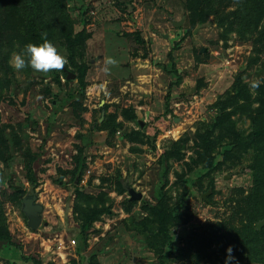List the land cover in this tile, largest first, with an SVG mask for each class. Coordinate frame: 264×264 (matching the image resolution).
<instances>
[{
	"label": "rangeland",
	"instance_id": "rangeland-1",
	"mask_svg": "<svg viewBox=\"0 0 264 264\" xmlns=\"http://www.w3.org/2000/svg\"><path fill=\"white\" fill-rule=\"evenodd\" d=\"M33 3L0 0V264H264V0ZM45 40L61 70L10 66Z\"/></svg>",
	"mask_w": 264,
	"mask_h": 264
},
{
	"label": "clouds",
	"instance_id": "clouds-1",
	"mask_svg": "<svg viewBox=\"0 0 264 264\" xmlns=\"http://www.w3.org/2000/svg\"><path fill=\"white\" fill-rule=\"evenodd\" d=\"M10 66L20 71L25 67H30L32 71L37 73H49L52 70H61L67 63V58L52 42L45 40L39 44L27 43L22 53L15 54L11 57ZM106 64L114 65L115 60L108 58ZM253 88L258 87L259 84L251 85ZM227 257L225 264H238L236 258L232 255L233 249L231 246L227 248Z\"/></svg>",
	"mask_w": 264,
	"mask_h": 264
},
{
	"label": "trees",
	"instance_id": "trees-1",
	"mask_svg": "<svg viewBox=\"0 0 264 264\" xmlns=\"http://www.w3.org/2000/svg\"><path fill=\"white\" fill-rule=\"evenodd\" d=\"M39 2V0H37V3ZM26 3H27V6H28V9L30 10H32V9H34L35 8V6H34V3H33V0H26ZM253 6H251V8H250V11L251 10H256L257 11V8H255L254 6H256L257 5V3H256V0H253V4H252ZM207 15V14H206ZM200 20H202V18L200 19ZM246 21V20H245ZM247 22V21H246ZM250 22V23H249ZM248 23L249 24H252L253 22L252 21H249ZM26 30L28 31H26L25 30V34H27L28 35V38H26V40H28V39H30L32 36H30V34L29 33H33L34 34V32H33V28H34V24H32V25H30V26H26ZM19 40H21V39H19ZM41 40H43V38L41 37ZM31 43V42H30ZM82 51H86V46H85V48H83L82 49ZM85 72V73H84ZM84 72H83V74H82V76H80V83L82 84V86H84L85 84H84V78H85V75H86V67H84ZM6 74V73H5ZM10 77L6 74V75H3V77L0 79V98H2L3 97V93L1 92V88L3 87V86H6V87H10L11 86V81H10V79H9ZM69 97H71L72 98V95L71 94H69ZM31 181V183H34V178L33 177H31V176H29V182ZM261 212V211H260ZM262 226H260V228H256V230L257 231H261V230H263L264 229V224H263V227L261 228ZM259 229V230H258ZM13 240H12V236H10V234H9V232L7 231L6 232V234L5 235H1L0 236V252H1V250H5V248H9V250L12 248V246H13ZM8 250V251H9ZM167 256H169V255H167ZM166 257V256H165ZM165 257H160L159 259H161V261H163V259L165 258Z\"/></svg>",
	"mask_w": 264,
	"mask_h": 264
},
{
	"label": "water",
	"instance_id": "water-1",
	"mask_svg": "<svg viewBox=\"0 0 264 264\" xmlns=\"http://www.w3.org/2000/svg\"><path fill=\"white\" fill-rule=\"evenodd\" d=\"M75 75L70 73L67 78H73ZM131 197L133 199H140L141 195L136 194L133 190H130ZM20 196L22 198V212L24 213L27 219V225L31 229H36L42 221V211L43 207L35 202L36 196L34 194H28L26 191L21 190ZM264 224V220L260 221L257 224V227L260 228Z\"/></svg>",
	"mask_w": 264,
	"mask_h": 264
},
{
	"label": "crops",
	"instance_id": "crops-1",
	"mask_svg": "<svg viewBox=\"0 0 264 264\" xmlns=\"http://www.w3.org/2000/svg\"><path fill=\"white\" fill-rule=\"evenodd\" d=\"M3 251H5V250H3Z\"/></svg>",
	"mask_w": 264,
	"mask_h": 264
}]
</instances>
